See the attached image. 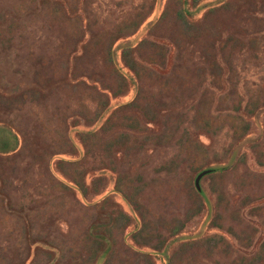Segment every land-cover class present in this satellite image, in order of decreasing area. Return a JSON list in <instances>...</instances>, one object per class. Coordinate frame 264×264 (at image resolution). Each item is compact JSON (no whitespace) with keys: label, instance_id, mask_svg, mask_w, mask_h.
Returning a JSON list of instances; mask_svg holds the SVG:
<instances>
[{"label":"rangeland","instance_id":"374dc122","mask_svg":"<svg viewBox=\"0 0 264 264\" xmlns=\"http://www.w3.org/2000/svg\"><path fill=\"white\" fill-rule=\"evenodd\" d=\"M0 127V264H264V0H0Z\"/></svg>","mask_w":264,"mask_h":264},{"label":"trees","instance_id":"16d2710c","mask_svg":"<svg viewBox=\"0 0 264 264\" xmlns=\"http://www.w3.org/2000/svg\"><path fill=\"white\" fill-rule=\"evenodd\" d=\"M130 48L131 47H125L124 49H123V54H125L126 53V51L127 50H130ZM129 62H130V60H129ZM111 63H113V65H114V69H113V65H112V68H111V70H113L114 71V73H116L117 75H119L120 73H122L121 72V70L117 67V65L115 64V62H114V58H113V61H112V58H111ZM112 71V72H113ZM123 74V73H122ZM119 76H122V75H119ZM94 81V83L95 82H98L97 80H93ZM99 84H97L99 87H100V82H98ZM96 84V83H95ZM102 89H107V88H105V87H101ZM100 88V89H101ZM0 137H5V138H7V139H9V138H11V134H10V131L9 130H5L3 127L1 128L0 127ZM218 170V169H217ZM99 244L100 245H98V246H101V241L99 242ZM103 254V253H102ZM101 254V255H102Z\"/></svg>","mask_w":264,"mask_h":264},{"label":"water","instance_id":"95a60500","mask_svg":"<svg viewBox=\"0 0 264 264\" xmlns=\"http://www.w3.org/2000/svg\"><path fill=\"white\" fill-rule=\"evenodd\" d=\"M206 171L204 172H201L197 175L196 179H195V185L197 187V189L199 190V186H198V182H199V178L205 173Z\"/></svg>","mask_w":264,"mask_h":264}]
</instances>
